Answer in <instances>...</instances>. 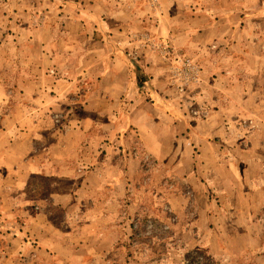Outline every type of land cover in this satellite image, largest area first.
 Here are the masks:
<instances>
[{
  "label": "rangeland",
  "instance_id": "374dc122",
  "mask_svg": "<svg viewBox=\"0 0 264 264\" xmlns=\"http://www.w3.org/2000/svg\"><path fill=\"white\" fill-rule=\"evenodd\" d=\"M0 264H264V0H0Z\"/></svg>",
  "mask_w": 264,
  "mask_h": 264
},
{
  "label": "crops",
  "instance_id": "0c3cea01",
  "mask_svg": "<svg viewBox=\"0 0 264 264\" xmlns=\"http://www.w3.org/2000/svg\"><path fill=\"white\" fill-rule=\"evenodd\" d=\"M122 72V71H121ZM120 75H121V77L123 78V79H125V76H124V74L123 73H120ZM122 78L119 80L120 82H121V80H122ZM122 91H123V89L122 90H118V92H117V97L122 93Z\"/></svg>",
  "mask_w": 264,
  "mask_h": 264
}]
</instances>
